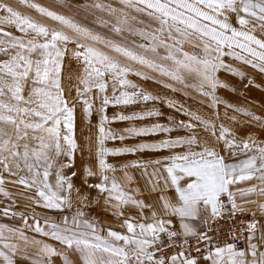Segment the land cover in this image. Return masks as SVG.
<instances>
[{
    "label": "snow or ice",
    "instance_id": "1",
    "mask_svg": "<svg viewBox=\"0 0 264 264\" xmlns=\"http://www.w3.org/2000/svg\"><path fill=\"white\" fill-rule=\"evenodd\" d=\"M118 2L119 7L104 0H0V25L19 33L0 28V56L7 57L0 59V214L19 218L23 225L0 224V264H54L53 257H60L62 264H264V140L256 138L264 136V116L217 95L218 88L235 91L218 77L221 71L255 84L225 57L264 74V39L247 27L254 20L264 30V0ZM141 15L157 26L144 24ZM70 45L76 69L71 61L65 65ZM65 68L69 79L72 72L79 73L74 96L62 86ZM130 75L156 82L166 77L171 83L164 87L172 92L181 91L175 85L193 89L211 107L223 104L259 129L217 125L183 103L161 101ZM96 98L98 136L95 145L89 142L82 148L76 138L77 105L91 124ZM149 101L165 103L188 120L156 108L107 114L109 106L123 109ZM161 117L167 123L109 126ZM197 126L210 129L216 142H201ZM173 132L185 134L172 137ZM161 134L164 138L154 139ZM133 138L144 139L106 147L109 140ZM85 150L90 158L77 166L76 154ZM223 150L246 156L228 163ZM129 154L154 155L130 163L108 161ZM129 168L143 169L148 178L143 189L128 187ZM118 170L122 179L116 176ZM76 179L84 186L83 195ZM246 180L257 183L233 190ZM6 184L34 191L26 197L30 206L59 213V220L37 216L29 206L20 210ZM93 188L104 196L105 208L125 232L109 228L103 236V229L81 208L72 213L73 189L86 206L87 190ZM166 190H174V195L153 199V192ZM237 192L244 204L237 203ZM246 212L251 219L242 218Z\"/></svg>",
    "mask_w": 264,
    "mask_h": 264
},
{
    "label": "rangeland",
    "instance_id": "2",
    "mask_svg": "<svg viewBox=\"0 0 264 264\" xmlns=\"http://www.w3.org/2000/svg\"><path fill=\"white\" fill-rule=\"evenodd\" d=\"M11 3H15V0H9ZM42 3H47L49 0H40ZM106 3H111L113 6L119 7L118 0H104ZM21 11H28L27 9H20ZM35 15V13H33ZM135 15V13H133ZM139 20H142L144 24L151 25L153 27H156L157 25L154 24V22L147 16V15H141L138 16ZM230 19H232V16L230 14ZM234 26L239 27V25H236L233 20ZM248 29H255L254 35L259 39H264V30H261L259 27V24L256 23L254 20H252L249 25L247 26ZM0 28L6 31L13 32L17 35L19 33H16V30L13 26L9 25H0ZM133 39H139L138 37H134ZM74 46H69L68 53L66 54L65 58V65L69 64V61H71V67L73 69L78 68L77 62L72 57V51ZM7 57L0 56V59H5ZM225 61L227 63H231L234 68L239 69L240 71L244 72L246 77H250L255 81V84H248L247 79L241 80L240 77L232 76L228 73H225L223 71L219 72L217 75L220 79L224 80L225 82L231 84L235 91H232L230 89L226 88H218L217 89V95L220 96L223 100L228 101L231 104H234L240 108L250 110L254 112L255 114L259 116H264V74L260 73L258 70L248 66L243 65L238 61L232 60L230 57H225ZM78 72H72L71 73V79H69V72L68 69L65 68L62 70V86L64 87L66 93L68 90H71L72 95L74 96L75 89L78 85ZM129 79H131L133 82L140 85L142 88L146 89L147 91L151 92L154 95H158L161 98V101H164L166 99H172L176 103H183L188 109H190L193 112H196L198 115L202 116L204 119L213 122L217 125H224L225 127L229 129H237L240 127V125H245L250 128L259 129V125L252 121L249 122L248 118L243 116L241 113L233 111L231 108H225L223 104H220L218 106L211 107L210 102L200 96L199 93H197L193 89H183L181 85H175L177 88H180L181 91L172 92L169 88L164 87L165 83H171L167 80L166 77H159V82H156L154 80H142L137 76L130 75ZM195 82V80H193ZM256 85H260V87H257ZM187 92V95L184 94V92ZM109 95L111 94V81H109V89H108ZM93 95L95 96V90ZM99 106V98H96L94 101V109H93V115L91 117V124H89L87 121H85L81 116V107L77 105L76 109V138L78 144L83 148L86 144L91 142L93 145H95L96 138L98 136V128L96 125L99 121V114L96 111V108ZM152 108H156L162 112H164L166 115L171 114L174 115L178 120H185L187 121L188 118L185 116H182L179 113H176L174 109L168 108L165 103L162 102H155V101H149L146 104L141 102L138 105H132L127 108L123 109H116L111 106L107 109V114L109 116L113 115L114 112L117 110H122L125 113H129L132 111H141V110H149ZM217 113L219 118L217 119ZM167 123L166 119L164 117L159 118V120L152 118L149 120L144 121H135V122H113L111 125H109L112 128L116 129H122L125 127L130 126V124L134 123L136 126H142L145 124L150 123ZM194 123V122H193ZM195 133L198 136V138L201 140V142H209V143H215L216 139L215 136L212 134V131L206 130L203 126H197L195 128ZM185 133H178L173 132L171 134L172 137H175L177 135H184ZM164 138L163 134L159 137H154V139ZM257 140H264V136H257ZM144 138H133V139H127L123 142L119 140H109L106 142V147H119L123 145H131L134 143L139 142V140ZM219 150V149H218ZM176 151H183V149H177ZM221 154L224 156L225 160L228 163H239L241 160H243L246 156L244 152L237 151L234 154H230L227 150H223ZM154 154H136L133 155H124V156H116V157H108V161L110 163H130L131 161L139 158L141 160L144 159H151L153 158ZM163 155H167V153H164ZM89 154L85 150L83 152L78 151L76 154V160H77V166L81 164V162L87 161L89 159ZM128 173L131 174L132 172H136L137 174L143 175V169H134L129 168L127 169ZM149 172L152 171V167L150 166L148 169ZM23 175H26V173H22ZM5 178H8L7 173H4ZM116 176L118 179H122L123 173L121 171L116 172ZM145 176V175H143ZM50 182L54 183L55 178L50 177ZM93 183L97 182L95 179L92 181ZM76 185L81 188L80 195L84 194V186L80 179H76ZM24 189V188H23ZM20 193L23 196L25 205L29 206V208L35 209L34 211L36 214L40 217H43L44 215H48L54 219L59 220L60 214L56 212H51L47 209H43L40 207H32L31 202L26 199L27 196H33L34 191H27L22 190L20 188ZM89 194V201L87 205H83L75 191L73 189L71 194L72 199V213H74L78 208H81L85 213L88 219L94 220L98 218V214L101 216L105 215L104 210V196L99 195L96 189H88L87 190ZM24 205V206H25ZM100 210V211H99ZM71 214V213H69ZM47 241H52L47 238ZM55 241H52V245H57L54 243ZM59 246V245H57ZM54 264H60L59 260H55L53 258Z\"/></svg>",
    "mask_w": 264,
    "mask_h": 264
},
{
    "label": "crops",
    "instance_id": "3",
    "mask_svg": "<svg viewBox=\"0 0 264 264\" xmlns=\"http://www.w3.org/2000/svg\"><path fill=\"white\" fill-rule=\"evenodd\" d=\"M131 177H132V182L128 185L129 188H141L143 189L144 188V185L147 181V176H143L142 174H137L136 172H132L131 174H129ZM8 179V178H6ZM257 183V181L255 180H252V181H242L240 182L239 184L237 185H234L233 186V190L235 191L237 188H246V187H250L252 186L253 184ZM5 188L6 190H8L9 192H11L13 194V198L16 200V206L20 209V210H24L25 206V203H24V199H23V196L20 193V188L22 190L23 189V186L22 185H12V184H6L5 185ZM146 195V193H145ZM158 195H165V196H170V195H174V190H166V191H159V192H153L152 193V197L153 199L158 196ZM137 198H143L142 196L141 197H137ZM253 199H255L256 197H252ZM236 199H237V203L238 204H244V198H242L239 193L237 192V196H236ZM25 205V206H24ZM0 207H3V198L0 197ZM251 207H255L254 205L251 206ZM35 209L33 208H29L28 207V211L31 212ZM100 211V210H99ZM105 215L101 216L100 218V215L98 214V218L97 219H94V221L96 222L97 224V227L100 228V229H103V231L100 233L101 235L103 236H106L107 235V230L109 228L113 229V230H116V231H120V232H125L126 230L121 228L120 226V220L116 219L111 211L107 210L106 208L104 210ZM127 211V210H126ZM251 215V212H247ZM38 216V215H37ZM173 220L175 221V218H173ZM31 222V221H30ZM0 224H8V225H13V226H20V227H23V225L21 224V222L19 221V218L13 220L11 217L9 218H4L2 216V214H0ZM28 235L30 236H35L37 239H40L42 240L43 242L45 243H49L51 244L52 241H47V238L45 237H41L39 236L38 234H35L31 231L28 232ZM56 243L57 245L58 242H54ZM55 245V247H57L58 249L62 248L63 246L59 245L57 246ZM55 260H59L60 261V264H62L61 262V258L60 257H53ZM24 264H27V262H24ZM203 264V262H202Z\"/></svg>",
    "mask_w": 264,
    "mask_h": 264
},
{
    "label": "built area",
    "instance_id": "4",
    "mask_svg": "<svg viewBox=\"0 0 264 264\" xmlns=\"http://www.w3.org/2000/svg\"><path fill=\"white\" fill-rule=\"evenodd\" d=\"M0 170H2V166H0ZM242 218H245V219H251V215L249 213H245L244 216ZM240 245L238 244V247ZM187 247H191V244L187 245ZM193 255H195V253H193Z\"/></svg>",
    "mask_w": 264,
    "mask_h": 264
}]
</instances>
